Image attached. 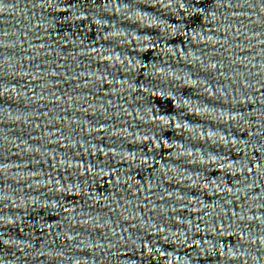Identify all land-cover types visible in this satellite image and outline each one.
Here are the masks:
<instances>
[{"label":"water","instance_id":"obj_1","mask_svg":"<svg viewBox=\"0 0 264 264\" xmlns=\"http://www.w3.org/2000/svg\"><path fill=\"white\" fill-rule=\"evenodd\" d=\"M0 210L115 264H264V0H0Z\"/></svg>","mask_w":264,"mask_h":264}]
</instances>
